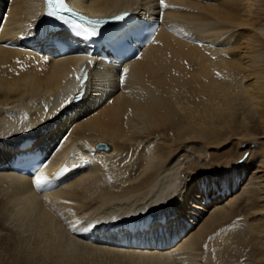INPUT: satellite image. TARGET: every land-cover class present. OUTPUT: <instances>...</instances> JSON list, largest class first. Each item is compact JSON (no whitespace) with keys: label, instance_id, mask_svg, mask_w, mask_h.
<instances>
[{"label":"bare ground","instance_id":"obj_1","mask_svg":"<svg viewBox=\"0 0 264 264\" xmlns=\"http://www.w3.org/2000/svg\"><path fill=\"white\" fill-rule=\"evenodd\" d=\"M69 2L160 28L107 63L48 29L45 0H0V264H264V185L207 209L264 170V0ZM24 141L33 176L12 169Z\"/></svg>","mask_w":264,"mask_h":264},{"label":"rangeland","instance_id":"obj_2","mask_svg":"<svg viewBox=\"0 0 264 264\" xmlns=\"http://www.w3.org/2000/svg\"><path fill=\"white\" fill-rule=\"evenodd\" d=\"M253 125L254 124L251 122L250 126L253 127ZM257 126H258V124H257ZM258 133H259L258 136H257L258 140L255 142V145H254L255 147L260 146L262 143H264V135L262 133H260V132H258ZM257 166H258V164H257ZM249 170H250L249 171L250 173H249L248 180L241 181V184H240V186L237 189H235L231 193H229L227 197L220 198L219 201H217L218 202L217 204H215L216 202L214 201V199L217 200L221 196L217 197V194L213 195V191L211 190L210 191V196L208 197V198H210V200H208L209 202H207V204L209 205L207 209H209V208L213 209L214 207H217V205H219V206L225 205L227 202H229L233 198H236L240 194V192H241L240 190L242 188H244L245 185L248 184V182H249V180L251 179L252 176L256 178L253 181L255 183V186H257V188H262L263 185H264V170H259L257 167H253V166ZM203 215L207 216L208 215V211L203 212ZM202 216L197 218V220L194 222V224H193L194 228H195V226H197L198 223H202L203 222V217ZM192 230L193 229H191V231Z\"/></svg>","mask_w":264,"mask_h":264},{"label":"snow or ice","instance_id":"obj_3","mask_svg":"<svg viewBox=\"0 0 264 264\" xmlns=\"http://www.w3.org/2000/svg\"><path fill=\"white\" fill-rule=\"evenodd\" d=\"M162 2V0H161ZM47 5H48V15L49 16H55L58 11H68L64 4V0H47ZM166 7V5H165ZM123 19V17H121ZM98 23V22H97ZM85 34L88 35L89 37L97 35V30L96 27L93 26L91 30H85ZM127 69H124L125 74L127 73ZM79 79V78H78ZM245 158H247V154H245ZM66 172V169H62L59 173H57V176H62ZM49 183V179L46 176L37 174L35 176V184L37 188H41L45 184Z\"/></svg>","mask_w":264,"mask_h":264},{"label":"water","instance_id":"obj_4","mask_svg":"<svg viewBox=\"0 0 264 264\" xmlns=\"http://www.w3.org/2000/svg\"><path fill=\"white\" fill-rule=\"evenodd\" d=\"M98 148L99 149H108V146L106 144H99Z\"/></svg>","mask_w":264,"mask_h":264}]
</instances>
